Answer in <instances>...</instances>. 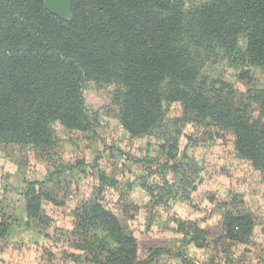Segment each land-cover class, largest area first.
<instances>
[{"label": "trees", "instance_id": "16d2710c", "mask_svg": "<svg viewBox=\"0 0 264 264\" xmlns=\"http://www.w3.org/2000/svg\"><path fill=\"white\" fill-rule=\"evenodd\" d=\"M67 1L69 17L62 19L45 0H0V145L29 149L55 165L54 123L80 132L98 123L83 96L92 82L112 88L109 104L131 136L153 134L172 102L180 106L182 124L229 132L236 156L259 174L264 202V89L252 84L250 73L252 67L264 71V0ZM220 64L239 70L246 89L213 75ZM178 135L166 137L170 157ZM58 170L23 187L27 226L42 219V200L63 203L44 189ZM182 183L188 199L185 186H195ZM102 192L73 211V247L84 254L67 253L69 260L148 264L151 254L168 251L150 248L140 259L137 238L104 205ZM239 202L232 197L220 205L218 239L230 246L249 244L255 226ZM178 224L182 234L202 240L205 232L195 222Z\"/></svg>", "mask_w": 264, "mask_h": 264}, {"label": "rangeland", "instance_id": "374dc122", "mask_svg": "<svg viewBox=\"0 0 264 264\" xmlns=\"http://www.w3.org/2000/svg\"><path fill=\"white\" fill-rule=\"evenodd\" d=\"M238 73L226 64L213 69V75L244 90L246 80H238ZM250 73L252 84L264 89V71L252 67ZM111 89L86 83L84 99L98 115L90 131L52 125L53 168L29 149L0 145V264H75L67 253H84L73 247V211L100 187L101 201L137 238L140 259L147 258L150 248L168 250L151 254L148 264H264L262 185L259 174L236 156L233 136L213 126L182 124L177 102L170 103L164 124L153 134L131 136L109 104ZM177 132L170 157L165 140ZM55 166L58 175L44 189L63 203L42 200V219L27 226L23 187L44 179ZM182 182L195 186H185L188 199L182 196ZM232 197L255 217L249 244L230 246L218 239L220 205ZM192 222L205 232L202 240L178 230V223L190 227Z\"/></svg>", "mask_w": 264, "mask_h": 264}, {"label": "water", "instance_id": "95a60500", "mask_svg": "<svg viewBox=\"0 0 264 264\" xmlns=\"http://www.w3.org/2000/svg\"><path fill=\"white\" fill-rule=\"evenodd\" d=\"M45 7L62 19L69 17V5L67 0H45Z\"/></svg>", "mask_w": 264, "mask_h": 264}]
</instances>
